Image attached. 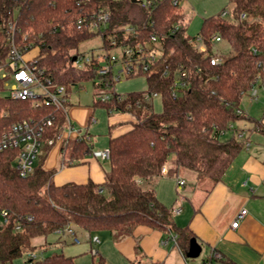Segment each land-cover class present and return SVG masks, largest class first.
I'll return each instance as SVG.
<instances>
[{
    "label": "trees",
    "instance_id": "16d2710c",
    "mask_svg": "<svg viewBox=\"0 0 264 264\" xmlns=\"http://www.w3.org/2000/svg\"><path fill=\"white\" fill-rule=\"evenodd\" d=\"M141 1L0 0V137L13 123L54 115L53 125L42 136L43 153L47 155L57 143L64 150L71 141V164L79 163L92 149L84 135L57 139L65 127L63 111L46 105L34 108L29 101L4 93L2 73L10 68L11 41L24 59L34 50L27 61L53 83L65 86L85 81L104 86L95 73L96 62L80 68L73 60L82 54L80 43L100 35L77 28L76 20L103 7L109 19L100 35L101 47L143 42L154 34L162 51L148 71L137 74L145 77V90L112 91L106 101H92L94 108L102 107L108 115L130 116L128 129L109 137V169L102 183L88 180L57 185L52 180L54 171L43 166L45 157L36 161L29 176L21 177L14 165L17 149L0 152V264L23 254L28 255L25 264H75L63 253L38 259L29 255L37 249L34 238L46 239L67 224L90 234H129L136 226L147 225L176 235V244L187 252L194 234L174 224L170 208L158 201L152 182L162 175L161 167L171 154L178 167L193 170L198 178L219 181L242 148L237 133L224 140L221 134L231 129L230 124L247 118L236 111L242 97L250 94L256 82L264 86V0H228L233 20L220 13L207 16L194 37L186 32L189 15L179 7L180 0H151L146 7ZM125 26L135 27L136 32L125 33ZM214 34L231 48L230 55H220L223 62L219 65L209 61L210 55H217L212 51ZM198 36L209 55L194 46ZM104 80L113 86L114 82ZM180 80L185 81L183 87L177 85ZM152 94L161 98L159 112L146 98ZM50 137L54 138L52 145L47 144ZM92 264H104L103 258H93Z\"/></svg>",
    "mask_w": 264,
    "mask_h": 264
},
{
    "label": "crops",
    "instance_id": "0c3cea01",
    "mask_svg": "<svg viewBox=\"0 0 264 264\" xmlns=\"http://www.w3.org/2000/svg\"><path fill=\"white\" fill-rule=\"evenodd\" d=\"M252 92L257 93L256 89ZM250 100H253L252 96ZM94 109L92 104L71 107L67 114L70 121L76 122L77 132L68 134L64 131L63 137L73 140L77 135H84L90 142L87 128L94 121ZM239 109L247 118L238 120L232 124V129L225 132L230 133L229 136L237 133L238 137L241 134L238 138L243 140V146L219 181L198 178L195 173L180 169L171 160L166 163L167 173L152 182L159 202L170 210L174 205L180 206L178 213H171L172 220L177 227H187L194 234L201 246L199 255L188 257L176 244L174 234L167 230L138 225L123 237L118 232L108 231L91 234L100 239L102 253L98 256L103 258L104 264H115L109 262L105 251L107 242L114 246L123 260L122 264L137 261L149 264H264V109L260 110L259 114H262L259 119L244 112L240 104ZM107 116L108 140L110 135H118L128 129V114L107 113ZM256 123L259 126L255 127ZM83 128L86 131H82ZM108 140L104 148L108 147ZM70 143L64 150H61V143L55 144L44 159L43 166L54 171V183H85L88 180L102 183L105 171L109 169V160L88 154L79 163L71 164L74 159L71 158ZM90 146L93 150L101 149L94 148L91 142ZM60 156L62 165L57 170ZM177 178L185 182L180 187ZM242 209L246 213L236 227H231ZM75 228L86 238L87 231ZM99 234H102V238ZM54 235L56 242L66 243V237ZM88 245L91 248L93 243L88 240ZM66 256L74 260L71 254Z\"/></svg>",
    "mask_w": 264,
    "mask_h": 264
},
{
    "label": "built area",
    "instance_id": "2783aa9c",
    "mask_svg": "<svg viewBox=\"0 0 264 264\" xmlns=\"http://www.w3.org/2000/svg\"><path fill=\"white\" fill-rule=\"evenodd\" d=\"M177 3V0L173 1ZM142 7H146L151 4V0H142L140 2ZM225 14V11L222 15ZM244 17V14L241 15ZM109 19V11L106 7L98 9L97 11L81 16L76 20V27L79 29H86L89 31H99L100 35L103 34V28L107 24ZM125 33L136 32L135 27L125 26L123 28ZM214 42L221 41L222 39L218 34H214L211 38ZM114 40L111 41V45H115ZM196 48L209 55L206 46L202 42V39L198 36L193 41ZM102 49L97 53H91V55L81 54L76 56L75 64L77 67H83L85 64L96 62L95 73L100 76L99 81H103L104 86H108L109 81L116 82L122 77L128 78L137 75L141 71H148L150 65L154 63L162 54L161 46L158 42L157 36L150 35V38L143 42H136L134 44H120L114 47H101ZM10 68L7 72L2 73L4 77V86L7 87V95L15 100H27L34 108H38L42 105L51 106L55 110H61L65 114V127L62 132L57 136V139L63 138L64 131L67 133L77 132V128L70 121L67 110L65 108L68 102V90L65 85L53 83L51 78L46 76L40 68H37L31 61H27L23 58L20 49L11 41L9 49ZM209 61L212 65H219L223 62V57L218 55H210ZM184 73L181 74V77ZM180 87L185 85V81L180 80L177 84ZM116 90L113 89V92ZM178 91L176 90L173 95ZM110 93H101L96 98L101 101L109 99ZM147 99L150 96L146 95ZM238 114L243 112L238 108ZM54 115H47L35 119H24L20 122L13 123L8 129H6L0 137V152L4 149H17V155L14 160L15 168L17 169L21 177L29 176L36 164L37 154L42 145V136L47 127L52 126L54 123ZM233 125L230 124L232 129ZM81 137V136H79ZM87 138H89L86 135ZM241 137V134H238ZM47 144H54V138L47 139ZM90 156L109 160L110 150L108 147L104 149L91 150ZM167 173L166 163L161 167V174ZM184 180L177 178L178 186L184 184ZM172 213H178L180 211L179 205H174L171 209ZM246 213L245 209H242L232 221L231 227H236L239 223V219ZM6 212L1 213L3 221H6ZM56 235L64 237L69 235L72 237V241L78 243L79 237L76 234L75 227L72 224H67L65 227L55 230ZM176 235H173L175 240ZM86 239L95 244L99 242L98 236H92L89 232H86ZM92 254H96V250L92 249ZM30 257L35 258V253H30Z\"/></svg>",
    "mask_w": 264,
    "mask_h": 264
},
{
    "label": "rangeland",
    "instance_id": "374dc122",
    "mask_svg": "<svg viewBox=\"0 0 264 264\" xmlns=\"http://www.w3.org/2000/svg\"><path fill=\"white\" fill-rule=\"evenodd\" d=\"M179 7L187 12L189 15L186 32L189 36L194 37L198 34L201 23L203 19L207 16L214 14H222L225 11L223 16L224 19L233 20L232 15V5L228 0H180ZM101 48V36L96 34L90 39H87L80 43L79 51L85 55H91V53H97ZM212 51L218 56L222 55L223 57L231 54V48L225 40L215 42L212 48ZM35 51L31 50L24 55L25 59L31 57ZM221 56V57H222ZM69 92L68 102L65 106L66 110L69 111L71 107L75 105H91L94 98H96L101 93H111L116 90L119 93H128L131 91H143L146 89V80L143 75H135L132 77H122L119 81L114 82L113 86H94L91 81L81 82L78 85H69L66 86ZM257 93L244 95L240 101V107L247 112L249 115L253 116L256 119L261 117L259 114L260 110L264 109V87H262L259 82H256L254 85ZM4 93L7 94V87H5ZM252 96L253 100H250ZM150 101L153 106V110L159 112L162 110L161 98L159 95L152 94L150 95ZM259 114V115H258ZM94 121L90 123L87 128V132L90 135V142L94 145V148H101L107 145L108 140V122L109 118L107 112L102 107H96L93 112ZM72 121V120H71ZM74 125H77L75 121H72ZM82 131H86V128H83ZM230 133L221 134V139L228 138ZM44 149L41 147L38 154L37 160L44 159ZM44 155V156H43ZM64 163L66 165L67 155L64 156ZM175 160V156L171 154L169 156L168 162ZM62 158H58L57 170L61 168ZM180 169L194 173L193 170L179 167ZM54 180V176L53 179ZM74 226V225H73ZM75 227V226H74ZM76 230L77 236L80 238V243H75L72 241V237L65 235L66 243L60 244L56 242V236L50 234L45 238L36 237L32 240L33 244L37 246L35 250V259L41 258L43 256L49 255L53 252L63 253L64 255L74 256V261L76 264H92L93 258L97 257L102 253L100 239L98 243L92 245V249L96 250V256L92 254L91 248L88 245V240L83 236V233L80 230ZM106 234V232H103ZM102 234H99L101 236ZM122 237L126 234H120ZM95 236V235H92ZM50 242L49 245L45 247V243ZM105 251L108 254L109 262H114L115 264H122L123 260L118 255L114 246L111 242H107L105 245ZM28 258L27 254H23L20 257L14 258L11 263L6 264H25L26 259ZM125 264V263H124Z\"/></svg>",
    "mask_w": 264,
    "mask_h": 264
},
{
    "label": "water",
    "instance_id": "95a60500",
    "mask_svg": "<svg viewBox=\"0 0 264 264\" xmlns=\"http://www.w3.org/2000/svg\"><path fill=\"white\" fill-rule=\"evenodd\" d=\"M76 56L73 57V60H75ZM201 251L200 244L196 241L195 238H192L189 243V248L186 252V255L188 257H197Z\"/></svg>",
    "mask_w": 264,
    "mask_h": 264
}]
</instances>
